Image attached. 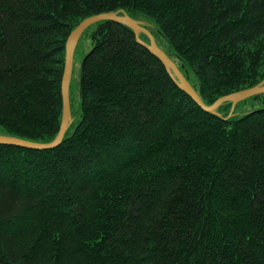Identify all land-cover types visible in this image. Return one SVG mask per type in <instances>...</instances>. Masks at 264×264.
<instances>
[{"label": "trees", "instance_id": "1", "mask_svg": "<svg viewBox=\"0 0 264 264\" xmlns=\"http://www.w3.org/2000/svg\"><path fill=\"white\" fill-rule=\"evenodd\" d=\"M109 12L152 24L207 105L264 81V0H0L1 130L57 137L68 39ZM85 32L62 144L0 146V264H264V94L225 120L130 27Z\"/></svg>", "mask_w": 264, "mask_h": 264}, {"label": "water", "instance_id": "2", "mask_svg": "<svg viewBox=\"0 0 264 264\" xmlns=\"http://www.w3.org/2000/svg\"><path fill=\"white\" fill-rule=\"evenodd\" d=\"M102 21H112L130 27L135 32L137 41L145 48H147L152 55H154L162 62L167 72L170 74V76L176 82L179 88L185 91L194 100V102L200 108H202L206 113H210L222 117V115L217 112L218 108L225 102H231L232 109L230 116H232L234 109L238 103L247 100L251 97L264 94V81H263L262 83H260L255 87L230 94L228 96L222 97L212 105H207L204 103L201 96L198 94V92L193 87V85L181 73L177 65L172 61L171 57L157 45L154 35L149 30V28L153 27L152 24L146 21L134 19L126 12L102 13L91 16L83 20L79 24V26L72 32V34L68 39L65 72H64L63 85H62L63 107H64L63 121L60 132L58 133L57 137L52 142L49 143H38L10 135H0V146L6 145V146H15L24 149H32V150H50V149H55L62 144L65 135L74 120V118L72 117V109H71L70 85L73 74V63H74V55H75L76 47L85 30H87L92 25ZM141 34L147 35L149 42L143 41L140 37ZM84 63H85V58L82 63L81 76H82Z\"/></svg>", "mask_w": 264, "mask_h": 264}, {"label": "rangeland", "instance_id": "3", "mask_svg": "<svg viewBox=\"0 0 264 264\" xmlns=\"http://www.w3.org/2000/svg\"><path fill=\"white\" fill-rule=\"evenodd\" d=\"M87 33L90 34V32H84L83 35L81 36L78 42V45L76 47L75 55H74L73 74H72V80H71V85H70L71 109H72V117L74 119H75V116H77L80 113V103H81L80 82L82 78L81 76L82 63L85 58L84 56L88 54L89 50L92 47L91 42H90V35H88ZM156 40L164 51H166L168 54L169 52H171V49L168 46L164 38L157 37ZM174 60L180 63L179 60L177 59H174ZM190 77L192 78L193 81H196L195 77L192 74H190ZM251 98L244 100L236 105L234 109V113L236 116H240L247 112H250L251 110H254L255 106L261 107V105H263V104H258V103L255 104L254 100ZM0 135H7V133L0 129Z\"/></svg>", "mask_w": 264, "mask_h": 264}, {"label": "bare ground", "instance_id": "4", "mask_svg": "<svg viewBox=\"0 0 264 264\" xmlns=\"http://www.w3.org/2000/svg\"><path fill=\"white\" fill-rule=\"evenodd\" d=\"M141 21H143V20H141ZM85 31H86V30H85ZM154 37H155V36H154ZM155 39H156V38H155ZM156 42H157V40H156ZM157 45L160 47V45L158 44V42H157ZM160 48H161V47H160ZM161 49H162V48H161ZM162 50H163V49H162ZM163 51H164V50H163ZM165 52H166V51H165ZM166 53H167V52H166ZM167 54H168V53H167ZM168 55H169V54H168ZM169 56H170V55H169ZM170 57H171V56H170ZM171 59H172V57H171ZM172 61L176 64V62H175L173 59H172ZM176 65H177V64H176ZM177 67H178V65H177ZM178 68H179V67H178ZM179 70H180V68H179ZM180 71H181V70H180ZM181 73L183 74L182 71H181ZM183 75H184V74H183ZM184 76H185V75H184ZM185 77H186V76H185ZM188 81H189V80H188ZM189 82H190V81H189ZM236 93H237V92H236ZM260 95H262V94H260ZM227 96H228V95H227ZM224 97H225V96H224ZM220 99H221V98H220ZM218 100H219V99H218ZM218 100H217V101H218ZM217 101H216V102H217ZM226 103H231V102H225V103H223V104H226ZM223 104H222V105H223ZM231 104H232V103H231ZM222 105H221V106H222ZM221 106H220V107H221ZM220 107H219V108H220ZM219 108H218V109H219ZM231 109H232V106H231ZM217 112L220 113L218 110H217ZM220 114H221V113H220ZM233 114H234V113H233ZM233 114H232V116H233ZM221 115H222V114H221ZM230 115H231V111H230L228 117H224V116L222 115L221 118L227 120L228 118L231 117ZM216 116H217V115H216ZM219 117H220V116H219ZM73 122H74V120H73ZM73 122H72V124H73ZM72 124H71V125H72ZM71 125H70V127H71ZM61 126H62V125H61ZM70 127H69V128H70ZM68 130H69V129H68ZM67 132H68V131H67ZM65 136H66V135H65Z\"/></svg>", "mask_w": 264, "mask_h": 264}]
</instances>
